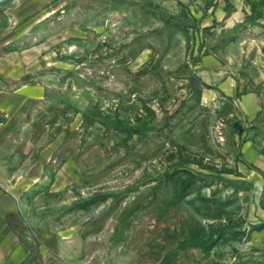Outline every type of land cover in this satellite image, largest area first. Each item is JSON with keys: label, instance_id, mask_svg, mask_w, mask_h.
I'll return each mask as SVG.
<instances>
[{"label": "rangeland", "instance_id": "374dc122", "mask_svg": "<svg viewBox=\"0 0 264 264\" xmlns=\"http://www.w3.org/2000/svg\"><path fill=\"white\" fill-rule=\"evenodd\" d=\"M0 264H264V0H0Z\"/></svg>", "mask_w": 264, "mask_h": 264}]
</instances>
